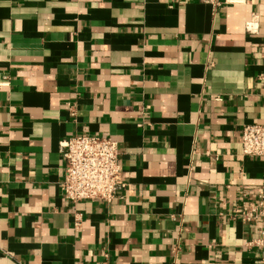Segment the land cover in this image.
I'll return each instance as SVG.
<instances>
[{
	"label": "crops",
	"instance_id": "obj_1",
	"mask_svg": "<svg viewBox=\"0 0 264 264\" xmlns=\"http://www.w3.org/2000/svg\"><path fill=\"white\" fill-rule=\"evenodd\" d=\"M263 72L264 0H0V264H264ZM76 134L117 142L113 201L64 198Z\"/></svg>",
	"mask_w": 264,
	"mask_h": 264
},
{
	"label": "built area",
	"instance_id": "obj_2",
	"mask_svg": "<svg viewBox=\"0 0 264 264\" xmlns=\"http://www.w3.org/2000/svg\"><path fill=\"white\" fill-rule=\"evenodd\" d=\"M218 7L222 0H202ZM231 2L235 0H229ZM256 17L246 23V30L256 29ZM264 91V72L258 76ZM241 154L246 157H264V122L243 126L240 136ZM59 152L64 161V178L61 190L65 199L72 204L81 201L111 202L125 188L122 177L117 142L102 135L76 134L59 142ZM254 203H245L240 212L243 222H260L259 236L248 240V248L259 249L264 263V187L256 191ZM75 216V226L79 218Z\"/></svg>",
	"mask_w": 264,
	"mask_h": 264
}]
</instances>
